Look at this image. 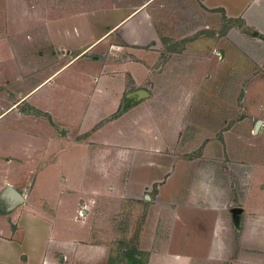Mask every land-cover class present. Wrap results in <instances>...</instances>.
<instances>
[{
    "label": "crops",
    "instance_id": "1",
    "mask_svg": "<svg viewBox=\"0 0 264 264\" xmlns=\"http://www.w3.org/2000/svg\"><path fill=\"white\" fill-rule=\"evenodd\" d=\"M59 1L57 17L47 10L36 56H29L36 47L34 37L25 34L31 25H16L24 33L22 40H29L26 55L18 57L0 44L5 50L0 51V86L14 96L7 105L0 96V136L17 141L0 144V202L5 206V211L0 206V264H264V182L254 179V161L239 158L241 138L231 142L241 160L232 171L234 186L218 161L200 160L212 152L202 148L204 143L197 151L181 143L210 138V124L204 121L209 120L217 74L207 26L184 31L180 25L188 4L203 19L223 23L214 50L231 47L248 56L240 45L250 43L253 50L261 48L264 60V0H181V8L180 0ZM92 11L119 15L106 32L90 31L78 48L72 41L56 42L64 29L54 24L92 17ZM226 54L232 57V52ZM43 55L49 71L36 80ZM33 79L27 89L14 90V84ZM222 113H214L213 124ZM188 150L202 153L183 159ZM171 164L179 176L165 184L163 170ZM8 186L22 195L23 203L8 207L2 198ZM150 188L169 209L170 219L186 212L210 225L200 233H210L212 239L194 243L210 259L199 262L166 253L158 259V251L140 248L133 251L134 259L123 255L119 261L117 250L104 245L114 230L109 220L123 217L122 203L140 200ZM234 208L242 210L236 219ZM39 226L44 228L41 239ZM231 232L234 259L228 260L225 241Z\"/></svg>",
    "mask_w": 264,
    "mask_h": 264
},
{
    "label": "rangeland",
    "instance_id": "2",
    "mask_svg": "<svg viewBox=\"0 0 264 264\" xmlns=\"http://www.w3.org/2000/svg\"><path fill=\"white\" fill-rule=\"evenodd\" d=\"M84 1L89 3L88 0ZM183 2L184 1L181 0L179 1L181 4L179 5L180 8L184 6ZM67 3H71V0H67ZM59 5V0H0V44L6 46L7 51H11L12 48L13 52L18 53V57L23 53L26 55V52L23 51L28 50L25 45H27V42L29 43V40H22L21 36L24 33L20 32L21 29H17L16 25L22 23L24 25L26 24V26L31 25L33 27L29 28L31 30L26 31L25 34L34 37L33 41H31L36 43V47L33 49L30 48L31 54L29 56H36V52L39 50L37 47L42 45L41 42L44 40L42 23L43 20L48 17L47 10L50 9V12H53V16L57 17L61 10V6ZM183 13L184 14H181L180 16V20L184 21V24L182 22L180 25L184 31L197 29L200 25L204 24L207 26V30L205 31L212 34V42H210L211 45L209 46L210 50L208 52L214 63L213 68L216 65L217 82L215 84V81H212V89L210 91V110H208L207 114L209 120L205 118L204 121L205 126L210 124V138L194 141L183 139L181 143L187 144L188 148H193L194 146L196 151L199 150V148H197L199 144L204 143L202 148L208 147L212 152L210 151L211 153L208 156L205 155L200 160L206 159L208 161H218L222 171L227 174V178L231 182L234 178L232 171L234 167L241 162L240 159H237L234 156V150L231 149V142L235 141V139L238 140V137H240V142L243 145L237 142L236 148L240 149L238 153L239 158L251 160L252 162L254 161L255 164H257L254 170V179L264 182V60H260L262 59V55L260 54L261 48L253 50L255 47H251L252 44L250 46V43L241 44L240 46H243V48L246 49L245 51L249 52H247L248 56H246L243 53L240 54L238 49H236L237 52L231 47L227 48L228 45L226 43L223 44V48H227L226 51L229 53L232 52V57H228L226 51L223 52V50L220 49L218 51L221 52H218L213 49L215 48L214 46H218L219 44L218 40L221 38L219 33L223 28V23H221L220 26L219 21L216 22L213 19H210V21L203 19L197 15L196 11L188 4H185ZM91 14L92 17L69 18L63 23L54 24L52 27L55 29L61 31L64 29L62 37L59 39L54 38L56 42L62 40L68 42L72 41L76 48H78L90 37V31L93 30L97 33H103V31L106 32L109 30L113 16H116L117 14L119 15V13H107V15L110 16L105 17V12L96 13L94 11H92ZM229 26L230 25H227L226 28L229 29ZM237 26H239V24ZM56 45L57 47L58 45L60 47L59 43H56ZM2 49L3 48L0 45V51L3 54ZM206 50L207 47L205 46L202 51ZM3 51L5 50L3 49ZM44 55L42 56L43 62H41L40 58L38 60V64L43 65V69L42 72L36 76V80L42 74L44 75L45 72L49 71V66H47L49 63L47 64V60H45L47 57H44ZM49 55L52 57L53 53L50 52ZM249 55L251 56L249 57ZM253 60H258L257 62H259V64L255 63ZM213 68L211 69L212 72H214ZM2 71L4 72V69ZM18 71L21 73L22 69L18 68ZM33 77L35 78V76ZM4 79H10L8 72L7 74H4ZM4 79L3 83H5ZM36 80L33 79L27 84L18 82L17 84H14V90H25L28 86H32ZM219 85L221 88L223 87L225 89H221ZM5 88L4 84L0 86V96H3V104H6L11 98H14L12 93L9 90L6 91ZM219 97L220 100L217 103L216 100H218ZM192 108L193 107L187 109V112H191L190 116L193 115ZM220 111L224 113H222L221 118L218 121L216 120L213 124V121L215 120L213 117L214 113H219ZM257 123H259V127H256ZM236 125L237 128L234 130V126ZM225 130L227 131V134L226 132L221 133ZM203 135L206 136L207 133ZM242 139L244 142L246 141L247 144L252 143L253 148L252 145L246 146L245 148L246 143H243ZM15 142L17 141L0 136L1 145H3V143ZM215 150L218 151L215 152ZM189 151L190 150L183 155V159H186L187 156H191V159L198 158L202 153L201 152L198 155L196 152ZM172 165L173 164H171L167 170H163L162 176L167 175L165 184H172V182L176 181L179 176V171L176 172V167L172 169ZM93 181L100 183V181L96 179H93ZM234 185L235 183H233V186ZM40 190L41 193L44 192L43 189ZM24 193L27 194V190L24 191ZM145 195L148 196L149 200H145ZM155 195L156 189L150 188L143 193L140 200L130 199L127 203H122L119 213L122 214L123 217H118V220H109L110 225L114 227V230H112V235L104 237V245L117 250V252H115V257L118 258L120 256L118 258L119 261L123 260V255L131 256V258L134 259L135 257L133 256L135 254L133 251L140 248L158 251V259H162L163 256H159L164 255L165 253L167 255H188L191 257L192 261L199 262H205V260L210 259L209 256L204 253V250L201 253L197 252L196 248L198 245H194V243H198V241L202 239L208 242L212 239L210 233H207L208 236L201 235L200 233L201 229H203V231L209 230L208 227H210V225L206 227L205 223L202 224L204 221L202 218L197 215H188L186 212L180 213V219L178 217L170 219L169 209L165 207V204L155 200ZM26 201L27 204H32L30 198H27ZM232 204V206H238L237 202ZM0 206L3 211H5V206L1 202ZM174 207L175 206H173V208ZM115 211L117 210L115 209ZM13 218L14 217H11V220L8 218L7 221L11 222ZM122 224L123 227L121 226ZM12 228L13 230L16 229L15 226ZM43 230L44 228L39 226L37 233H42ZM103 231H105V229L102 230V232ZM232 234L233 232L227 236V240L225 241L226 247L230 250V252L229 250L227 251L228 260L234 259V257H231V254L234 253V244L232 242L234 235ZM42 236L43 233L41 234L40 239ZM259 240L256 241V245L259 244ZM247 242L252 241L248 240ZM121 249H125V252L122 253L120 251Z\"/></svg>",
    "mask_w": 264,
    "mask_h": 264
},
{
    "label": "water",
    "instance_id": "3",
    "mask_svg": "<svg viewBox=\"0 0 264 264\" xmlns=\"http://www.w3.org/2000/svg\"><path fill=\"white\" fill-rule=\"evenodd\" d=\"M259 123H257L256 127H258ZM3 200H5L6 204L8 205V207H14L18 204L23 203V197L22 195L16 191L15 189H13L12 187H6L3 195H2ZM242 212L241 209L239 208H234L231 210V214L232 217L234 219L237 218V216Z\"/></svg>",
    "mask_w": 264,
    "mask_h": 264
},
{
    "label": "trees",
    "instance_id": "4",
    "mask_svg": "<svg viewBox=\"0 0 264 264\" xmlns=\"http://www.w3.org/2000/svg\"><path fill=\"white\" fill-rule=\"evenodd\" d=\"M251 36L259 38V39H263L260 35H258L257 33H251Z\"/></svg>",
    "mask_w": 264,
    "mask_h": 264
}]
</instances>
